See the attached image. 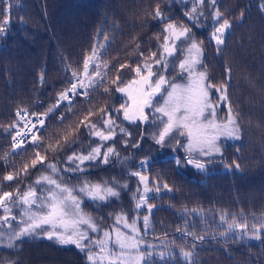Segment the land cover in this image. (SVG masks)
I'll list each match as a JSON object with an SVG mask.
<instances>
[{
  "label": "trees",
  "instance_id": "obj_1",
  "mask_svg": "<svg viewBox=\"0 0 264 264\" xmlns=\"http://www.w3.org/2000/svg\"><path fill=\"white\" fill-rule=\"evenodd\" d=\"M262 6L264 0H216L215 4L212 0H204L203 4L198 0H0V22L5 15L9 18L6 32L0 34V184L3 190L14 192L19 187L23 192L47 171H42L39 164L31 167L35 151L31 143L26 145L28 151L17 150L19 154L9 155L7 162L2 159L11 153L12 141L7 128L19 119L17 111L46 112L56 103L58 94L70 87L72 72L83 71V60L97 46L100 62H108V67L101 69L102 73L108 72V77L101 82L103 86L89 89L88 97H74L71 111L68 104L61 103L55 114H49L41 130L43 149L65 135L69 127L74 129L89 109L95 113L90 117L93 121H99L101 108L117 109L111 113L118 125L116 135L111 140L100 141L81 125L75 133L78 136L75 144H64L61 140L60 151L45 153L38 149L47 161L57 164L63 182L69 186H79L85 181L107 182L119 191V197H108L107 201L82 197L83 211L93 217L100 229L98 233L89 230V235L101 239L104 231L113 229L119 214L130 221L135 219L143 231V219L147 215L150 230L143 231L144 237L163 243L171 250L168 256L151 259L150 264H188L180 253L181 248L193 253L190 258L193 264H264V234L259 240L244 241L227 228L233 217L237 222L246 220L250 227L264 219ZM157 7L161 17L155 16ZM216 11L221 12V21L228 19L231 24L219 49L211 40V33L220 22L214 19ZM188 14L194 19H189ZM169 22L191 29L190 34L202 42L201 67L214 84H226L228 102L221 104L218 117L226 118L229 105L238 113L239 140L221 137L222 155L193 154L204 163V170L188 163V153L175 141L166 142L163 147L155 143L153 136L162 127L158 121L153 124L151 119L145 123L124 120L120 105L126 99L115 91L116 85L112 83L117 75L124 81L134 78L132 69L148 60L151 52L159 56L163 30ZM177 57L183 58L179 50L168 59ZM119 65L127 67L119 68ZM171 72L170 66L165 75ZM105 87L109 92L104 91ZM120 127L128 134L121 133ZM177 139L187 143L186 137L177 136ZM101 144V152L113 147L118 155H110L106 164L100 159L86 161L81 165L84 171H63L74 167L67 163V156L73 151L87 153L91 147ZM141 161L147 163L142 166ZM233 161L240 165L239 169ZM25 163L29 164L28 175L12 182L3 180L5 174L21 170ZM132 172L148 176L149 185L160 189L159 193L149 196L148 203L154 205L151 213L146 207H135L133 196L138 198L137 189L140 190L141 184ZM124 184L126 188L122 187ZM165 184L171 191L164 188ZM19 212V207L13 208L18 218ZM225 214L226 219L222 221ZM16 223L12 221L13 226ZM185 230L203 236L204 240L184 235ZM7 231V227L0 228V232ZM225 232L227 235H221ZM0 264L89 262L86 251H80L75 245L60 244L55 238L49 240L37 234L15 241L12 247H8L7 235L0 237Z\"/></svg>",
  "mask_w": 264,
  "mask_h": 264
},
{
  "label": "snow or ice",
  "instance_id": "obj_2",
  "mask_svg": "<svg viewBox=\"0 0 264 264\" xmlns=\"http://www.w3.org/2000/svg\"><path fill=\"white\" fill-rule=\"evenodd\" d=\"M200 4L204 0H198ZM216 0H212L215 4ZM264 8V6H262ZM196 11L195 8L192 10ZM203 13H201L202 15ZM221 12L216 11L214 14L215 21H220L211 33V40L215 41L217 48L224 43V36L231 24L228 19L220 20ZM156 17H161L162 13L157 7L155 11ZM189 19H194L188 14ZM243 13L241 12V17ZM9 24V18L4 16L0 22V34H4ZM162 42L159 44V56L156 52H151L148 60L136 64L132 69L135 77L124 81L119 75L112 79V83L116 85L115 91L122 93L127 100L120 105L123 110V118L131 123L149 122L162 125L158 135H154L155 143L165 146L166 142L175 141L184 147L188 153V163L193 164L198 170H204V163L196 159L193 154L198 153L199 156L222 155L219 141L221 137L225 139H240V127L237 121L238 113H235L232 107L228 106L226 118L218 117V109L221 104L228 102L227 86L225 83L214 84L208 77L206 69L201 67L203 57L202 42L191 35V29L174 23H167L164 27ZM108 38L105 36V40ZM177 41L180 44H177ZM99 47H106L101 45ZM137 49L139 45H136ZM181 51L183 58L177 57L176 60L169 61L168 58L174 57L177 51ZM143 55V53H140ZM151 62H148V61ZM156 66H160V70H156ZM172 72L169 75V68ZM108 62H100V53L97 46L92 49L91 55L83 60V71L78 73L72 72V78L69 80L67 89L58 94L57 101L51 105L44 113H28L27 110H18L16 115L19 119L12 125L8 126L7 131L11 135V153L6 154L2 159L6 162L11 154H19L28 151L26 145L31 143L33 146L34 156L30 161L32 168H36L39 164L42 171L47 170L44 174L36 177V179L21 192L19 187L15 191H4L3 185L0 184V228L7 227L8 231L0 232V237L7 235L8 247H12L15 241L24 237H32L37 234H43L47 239L55 240L60 244H72L82 252L86 251L89 264H150V258L153 253L151 251H141L143 243L140 239V230L137 228V221L133 219L130 223L124 214L116 215L115 223L123 224L128 229L127 232L121 231L119 227H114L112 232L104 231L103 238L93 239L89 235V230L93 233L100 231L97 223L90 215L86 214L81 204L82 197H87L92 201H107L108 197H119L120 193L107 182L90 183L85 181L79 186H69L63 182L60 176V169L56 163L47 161L46 155H42L38 149H43V136L41 129L45 126V120L49 114H55L62 102L67 101L69 111L74 97L82 95L88 97L89 89H95L103 86L102 81L108 77V72H101L102 68H107ZM127 67V65H119V68ZM179 69L177 72L176 69ZM177 77L180 79L178 80ZM105 92H109L108 88H104ZM160 97L162 103L156 101V97ZM215 98V99H214ZM146 109H151L150 113H146ZM99 121L90 119L95 113L89 109L88 113L73 129L69 127L67 133L55 143H49L45 153L48 151H60L61 140L64 144H75L79 132V128L83 125L89 135L98 137L100 141H108L116 135V120L113 119L111 113L118 111L115 108H101ZM159 115H156V114ZM29 116L35 119H28ZM64 119L63 116L60 117ZM158 125V126H159ZM119 131L127 135L125 128L120 127ZM177 136L186 137L187 143L184 144L177 139ZM138 146V145H134ZM103 144L91 147L87 153L73 151L67 156V163L74 165L71 168H65L63 171H84L81 165L86 161H96L100 159L103 163L109 162L110 155H118L113 147H108L105 152H101ZM47 161V162H46ZM147 161H141V165H145ZM180 163L179 160L176 161ZM236 169L240 165L233 161ZM29 164L25 163L21 170L15 173H7L3 176L4 181L12 182L19 180L24 175H28ZM131 175L138 176L140 183L144 185L143 193L137 198L135 207L140 209L147 205L148 212L151 213L154 205L148 203V193L152 191L149 188L148 177L140 172H132ZM126 188L127 184L122 185ZM164 188L171 191L168 185ZM159 191V188H156ZM139 192V189H137ZM19 207V218L13 213V208ZM195 211V210H194ZM222 221L226 219L221 217ZM12 221H16L13 226ZM145 230L149 227V217L146 215L143 219ZM45 226H48L45 228ZM253 232L252 238L261 239L260 232L264 230V219L257 225H251ZM228 231L239 229L241 233L247 234L249 228L248 222H237L233 217L231 223L227 225ZM39 230V233H38ZM180 232L181 229L177 228ZM113 233L115 234L113 237ZM184 235H191L194 240L203 241V236H197L194 232L184 231ZM227 235V233H221ZM87 241V243H85ZM151 248V245H148ZM195 247V244L192 245ZM93 248L98 251H93ZM182 257L193 264L191 257L193 253L180 249ZM160 257H164V253H160Z\"/></svg>",
  "mask_w": 264,
  "mask_h": 264
},
{
  "label": "rangeland",
  "instance_id": "obj_3",
  "mask_svg": "<svg viewBox=\"0 0 264 264\" xmlns=\"http://www.w3.org/2000/svg\"><path fill=\"white\" fill-rule=\"evenodd\" d=\"M178 43H179V41H177V44H178ZM121 94H122V93H121ZM122 95H123V94H122ZM123 96H124V95H123ZM124 97H125V96H124ZM125 99L127 100V97H125ZM156 101H159L160 103H162V100L160 99L159 96L155 98V100L153 101V103H155ZM145 111H146V113H150L152 110H151V109H146ZM156 115H159V114L157 113ZM149 119H152V117L150 116ZM142 175H143V174H142ZM145 176H146V175H145ZM147 177H148V176H147ZM138 178H139V177H138ZM148 181H149V178H148ZM140 184H141V186H140V190H139V195H140L141 193H143V189H144V185H143L142 183H140ZM149 188H151L152 191H150V192L147 194L148 197L151 196V195H153V194H157V193H159V191H160V189H159V191L157 192V191H156V187H153V186H151V185H149ZM138 197H139V196H138ZM143 207H146V208H147V205H145V206H143ZM143 207H141V208H143ZM147 209H148V208H147ZM128 221H129V223L131 222L129 219H128ZM142 225H143V226H142V227H143V231H144L145 233H148L149 230H150V228L148 227V228L145 230L144 223H143ZM136 226H137V228L140 230V237H139V238L142 239V241H143L140 250H141V251H144V252L151 251V252L153 253V255H152V257L150 258V260L153 259V258H155V257H160V253H161V252L164 253V257H165V256H168V255L171 253V250L167 249L163 243H160V242L157 243V242H154V241L150 240L149 237H144V233H143V231L141 230L140 225L137 224ZM114 227H119V228L121 229V231H123V232H127V231H128V229H126V228L123 227V224L117 225V224L115 223ZM114 227H113V228H114ZM112 230H113V229H112ZM112 230H108V231H109V232H112ZM229 232H230L233 236H235L237 239H239V240L249 241V240H254V239H255V238H252V232H253V229H252V227H250V226H249V228H248V230H247V234L241 233L239 229H235V230H233V231H229ZM262 234H264V230H261V232H260V236H261ZM114 235H115V234L113 233V237H114ZM102 238H103V237H102ZM102 238H101V239H102ZM148 245H151L152 247L149 248ZM95 251H98V249H96Z\"/></svg>",
  "mask_w": 264,
  "mask_h": 264
},
{
  "label": "built area",
  "instance_id": "obj_4",
  "mask_svg": "<svg viewBox=\"0 0 264 264\" xmlns=\"http://www.w3.org/2000/svg\"><path fill=\"white\" fill-rule=\"evenodd\" d=\"M73 99H74V98H73ZM64 102H67V101H64ZM27 112H28V113H32V112L29 111V110H27ZM28 119H35V117L29 116ZM42 129H43V128H42ZM42 129H41V130H42ZM41 130H40V131H41Z\"/></svg>",
  "mask_w": 264,
  "mask_h": 264
},
{
  "label": "bare ground",
  "instance_id": "obj_5",
  "mask_svg": "<svg viewBox=\"0 0 264 264\" xmlns=\"http://www.w3.org/2000/svg\"><path fill=\"white\" fill-rule=\"evenodd\" d=\"M62 103L68 104L67 102H62ZM44 127H45V126H44Z\"/></svg>",
  "mask_w": 264,
  "mask_h": 264
}]
</instances>
